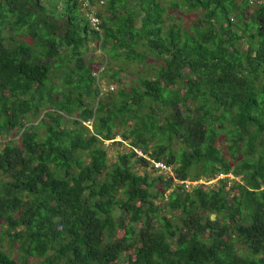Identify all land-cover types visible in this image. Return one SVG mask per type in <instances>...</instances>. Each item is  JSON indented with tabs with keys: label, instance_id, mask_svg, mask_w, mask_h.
Wrapping results in <instances>:
<instances>
[{
	"label": "trees",
	"instance_id": "obj_1",
	"mask_svg": "<svg viewBox=\"0 0 264 264\" xmlns=\"http://www.w3.org/2000/svg\"><path fill=\"white\" fill-rule=\"evenodd\" d=\"M91 4L0 0V264H264V4Z\"/></svg>",
	"mask_w": 264,
	"mask_h": 264
},
{
	"label": "rangeland",
	"instance_id": "obj_2",
	"mask_svg": "<svg viewBox=\"0 0 264 264\" xmlns=\"http://www.w3.org/2000/svg\"><path fill=\"white\" fill-rule=\"evenodd\" d=\"M59 12H60V10H59ZM78 13H79V15L84 14V12L82 10L81 11L78 10ZM185 16L187 17L186 19L188 21L189 18L192 15L188 14V15H185ZM5 34L9 38L13 37L14 40H16V41L17 40H21L23 38L27 42L33 43V40H32V38L30 36H23L21 34L15 33V32L10 31V30L9 31L6 30ZM10 42L13 43V40H10ZM82 49L85 51V53L83 54L84 55L83 57H84L86 63L88 65H90L97 73H100V71H102L104 69L103 63L105 62V56H104L103 50L100 49L98 44L96 42H94V41H91L89 43L87 42L86 44H84V47ZM116 65H119L118 61H116L114 63V66H116ZM135 66L137 67V65H135ZM135 66H132V67H135ZM132 70H133V68H132ZM106 75H107V77L101 78V82H100L103 92H107L110 89V86L112 85L111 82H110L111 80L109 78V75L108 74H106ZM122 76H123L122 77V82L126 84V82H128L130 80V77L132 76V71H126V72L124 71ZM55 80L57 82H60L58 80V78H55ZM115 86H116V84H115ZM41 117L42 116H40L39 118H41ZM38 122H39V120H37V119L35 120L33 116H30V122L29 123L37 124ZM85 124H87L90 127V129H93L92 121H87ZM13 137L14 136H11L10 138H13ZM7 138L8 137H5V138L0 137V143H3L4 141H6ZM16 138L19 139V135H17ZM115 140H121V137L118 136ZM221 143L222 144L224 143V139L221 141ZM104 144L106 145V147L108 149V155H109L110 162L115 160V158H116V156H117V154L119 152L126 151V149L128 150L130 148V146L128 144H125V145H120L118 143L112 144V140L111 141L107 140ZM174 146L175 147H179V141H175ZM140 171L143 173L144 169H141ZM231 177H233V175H231ZM216 181H217V179H211L209 181H206V179H200V180L194 181L193 183L194 184L204 183L206 185H213V184H215ZM167 194H168V191H166L164 196H162L160 199H158L157 202L163 204V206H164L166 201H168ZM163 213H167L169 215L167 210L163 211ZM31 264H36V261L31 262Z\"/></svg>",
	"mask_w": 264,
	"mask_h": 264
},
{
	"label": "built area",
	"instance_id": "obj_3",
	"mask_svg": "<svg viewBox=\"0 0 264 264\" xmlns=\"http://www.w3.org/2000/svg\"><path fill=\"white\" fill-rule=\"evenodd\" d=\"M82 3V7L87 12V15L90 19V22L92 26H94L96 29H99L100 25V17L96 13V8L91 4V0H79ZM249 4L253 7H257L264 4V0H248ZM137 152L144 157H146L148 160H150L151 165L154 169L160 170L161 172H167L170 174H173V167L170 164L165 163L164 161H157L155 159H152L147 154L143 153L141 150H137ZM190 183V182H187Z\"/></svg>",
	"mask_w": 264,
	"mask_h": 264
},
{
	"label": "water",
	"instance_id": "obj_4",
	"mask_svg": "<svg viewBox=\"0 0 264 264\" xmlns=\"http://www.w3.org/2000/svg\"><path fill=\"white\" fill-rule=\"evenodd\" d=\"M216 218V215L215 214H212V219H215Z\"/></svg>",
	"mask_w": 264,
	"mask_h": 264
}]
</instances>
